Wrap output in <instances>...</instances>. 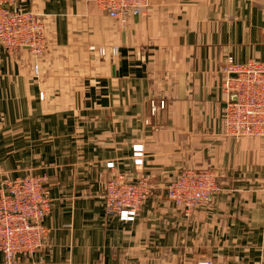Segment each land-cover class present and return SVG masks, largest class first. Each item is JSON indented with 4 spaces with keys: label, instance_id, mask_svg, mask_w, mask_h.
<instances>
[{
    "label": "crops",
    "instance_id": "crops-1",
    "mask_svg": "<svg viewBox=\"0 0 264 264\" xmlns=\"http://www.w3.org/2000/svg\"><path fill=\"white\" fill-rule=\"evenodd\" d=\"M6 3L37 14L47 46L39 58L0 47V190L6 179L45 175L52 198L47 235L22 264L264 258V138L227 136L222 125L227 57L264 63V0H151L126 23L94 0ZM187 167L214 168L220 185L188 212L163 188ZM118 171L151 185L132 221L100 198Z\"/></svg>",
    "mask_w": 264,
    "mask_h": 264
},
{
    "label": "built area",
    "instance_id": "built-area-1",
    "mask_svg": "<svg viewBox=\"0 0 264 264\" xmlns=\"http://www.w3.org/2000/svg\"><path fill=\"white\" fill-rule=\"evenodd\" d=\"M109 16L126 23L131 16L142 14L151 0H94ZM43 23L29 9L12 8L0 0V47L13 53L28 47L40 53ZM44 36V34H43ZM105 52V48H99ZM117 54L118 47L111 46ZM34 71L38 65L34 64ZM225 92L236 93L235 100L227 98L222 117L223 131L227 136L264 138V63L249 59L237 62L227 58L224 66ZM234 73V75H232ZM41 95V93H40ZM142 145H134L136 161L141 162ZM113 167V162H107ZM113 173L101 194L105 211L116 214L121 220H134L147 195L144 180H123ZM216 170L211 168H185L178 171L167 188L168 197L187 210L208 202L219 190ZM52 198L45 175L27 174L6 179L0 190V253L3 264H22L41 247L47 227L45 216L50 212ZM209 264V261H202ZM256 264H264V258Z\"/></svg>",
    "mask_w": 264,
    "mask_h": 264
},
{
    "label": "rangeland",
    "instance_id": "rangeland-1",
    "mask_svg": "<svg viewBox=\"0 0 264 264\" xmlns=\"http://www.w3.org/2000/svg\"><path fill=\"white\" fill-rule=\"evenodd\" d=\"M141 15V14H140ZM139 15H135V16H133V18L134 17H138ZM43 33L44 32H42L41 33V45H42V49L43 50H41V52L40 53H34V52H32L28 47H24V49H27L31 54H33L34 56H36L37 58H39L41 55H43L44 54V51L46 50V48H47V46H46V42H44V36H43ZM101 48H103V47H101ZM2 49V48H1ZM99 48L98 47H96V46H90V50H93V51H96L98 54H100V55H104V54H106L108 51H107V49H105V52H101L100 50H98ZM109 53H110V55L111 56H114V55H117V54H113V53H111V51H109ZM229 57V56H228ZM227 57V58H228ZM230 57H232L233 58V56H230ZM234 59V58H233ZM235 60V59H234ZM249 60V59H248ZM253 60H255V59H253ZM247 61V60H246ZM245 61V62H246ZM263 63V62H262ZM34 64H37L38 65V63H34ZM33 67V72H34V75L35 76H37L38 74H39V65H38V71L37 72H35L34 71V65L32 66ZM225 72V71H224ZM234 74V73H233ZM232 74V75H233ZM225 76H226V74H225ZM224 79H225V77H224ZM224 79H223V82H224ZM223 82H222V88H223V90H224V87H223ZM225 91V90H224ZM232 91H234V90H232ZM227 93V92H226ZM43 95V94H42ZM42 95H40V96H42ZM227 98H229V93H227ZM164 105V103L161 101L160 102V106H163ZM142 148V147H141ZM134 145L132 146V155H133V157H136L135 156V154H134ZM141 162L140 161H136L135 160V158H133V163H134V165H136V166H139V165H141L142 164V154H141ZM187 168H210V167H187ZM182 169H185V168H182ZM211 169H214V168H211ZM181 170V169H180ZM215 170V169H214ZM113 173H116V174H119L118 176H120L123 180H128V181H133V182H137V181H142V180H144L145 181V183H146V186H147V188H148V191H147V195H148V193H149V191L151 190V185H150V183H149V178L147 177V176H145V175H139V176H137L135 179H128L126 176H125V174L123 173V172H121V171H118V172H112V174ZM112 174H110L109 176H108V178L106 179V181H105V183H104V187H103V190H102V192H100V198H101V194L104 192V189H105V184L107 183V181L112 177ZM216 174H217V172H216ZM27 175V174H26ZM176 176V173H174V174H172L169 178H168V181L166 182V184L165 185H163V188H165V190L168 188V186H169V183H170V181L174 178ZM216 181L218 182V180H217V175H216ZM220 186V185H219ZM220 188V187H219ZM147 195H146V197H147ZM51 196V195H50ZM167 196H168V194H167ZM146 197H145V199L143 200V202H142V204L140 205V208H141V206L143 205V203L145 202V200H146ZM169 198V197H168ZM170 199V198H169ZM102 201V200H101ZM170 201L172 202V200L170 199ZM102 204H103V202H102ZM173 204L174 205H176V206H179V207H182L186 212H188V211H190V210H192L193 208H195L196 206H198V205H200V204H197L196 206H194V207H192L191 209H189V210H187L184 206H181V205H177V204H175L174 202H173ZM52 206V205H51ZM103 207H104V205H103ZM140 210V209H139ZM107 212V211H106ZM139 212V211H138ZM107 213H110V212H107ZM132 221V220H131ZM260 260V259H259ZM204 261H208V260H204ZM210 262V261H209ZM202 263V262H201Z\"/></svg>",
    "mask_w": 264,
    "mask_h": 264
},
{
    "label": "water",
    "instance_id": "water-1",
    "mask_svg": "<svg viewBox=\"0 0 264 264\" xmlns=\"http://www.w3.org/2000/svg\"><path fill=\"white\" fill-rule=\"evenodd\" d=\"M233 75H234V74H233ZM229 98L232 99V100H235V98H236V93H235V91H231V92L229 93ZM165 192L167 193V189L165 190Z\"/></svg>",
    "mask_w": 264,
    "mask_h": 264
}]
</instances>
